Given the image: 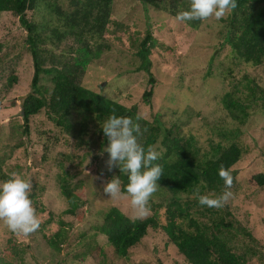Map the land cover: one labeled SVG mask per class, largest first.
<instances>
[{
  "label": "trees",
  "instance_id": "trees-1",
  "mask_svg": "<svg viewBox=\"0 0 264 264\" xmlns=\"http://www.w3.org/2000/svg\"><path fill=\"white\" fill-rule=\"evenodd\" d=\"M138 1L154 12H167L173 19L179 11L190 9V0ZM236 3L237 7L219 20L224 44L230 47L237 66L243 65L257 72L264 67V0H236ZM70 4L71 10L64 11L58 0H0V13L15 16L25 29L23 48L30 53L33 69L30 91L19 105L21 122L10 124L7 132L0 133V181L8 179L13 173L5 169V164L20 148L36 153V148L41 146L38 151L41 154L40 166L47 167L45 171L52 168L48 153L50 149L44 141L49 133L35 125V119L40 114H45L53 124L49 131L70 136V150L60 153L61 162L57 163L59 169L65 167L64 163L73 165L76 159L83 161L88 152L93 150L97 153L96 159L101 154V159L108 161L109 154L104 151L108 146V139L102 131V125L113 110L115 115L131 117L134 123L139 124L138 143L145 149L154 147L159 155L153 163L162 167L163 175L158 181L160 188L149 202L151 210H154L152 215L144 219L132 218L115 206L99 211L101 222L94 227L95 232L92 235L80 234L75 245H67L70 230L65 227H71V224L62 218L81 222L85 216L83 207L90 200L97 206L102 199H92L84 194L86 182L85 185L82 181L75 182V177L65 170L63 174L56 175L55 185L66 207L57 214L50 212L47 218H43L46 213L42 202L44 190L38 189L36 185L32 186L29 198L39 219H44L40 220L39 232L53 257L51 262L54 259L53 264H64L58 261V256L66 244L67 257L105 264L106 260L103 259L101 263L98 260V255L102 254V245L97 244L94 248L91 245L97 238L104 239V244L117 257H126L147 236L159 233L167 240L165 247L173 246L184 264H249L257 251L252 245L236 244L238 235L250 239L251 234L236 220L235 211L228 202L220 208L201 205L195 192L199 189L201 195L222 194L224 182L218 175L221 165L231 170L234 178L232 187L237 186L234 191L238 188L243 190L237 183L238 175L245 170L252 173L253 168L242 164V158L248 152V147L241 138L242 129L252 114L264 112V77L259 78L248 72H243L240 78L232 77L230 68L213 74L212 78L215 81L220 79L224 85L227 78L232 81L229 84L228 80V88L220 96L217 105L229 118L231 126L226 127V123L220 121L218 124L221 125L214 129L217 130L218 139L211 140L208 148L202 149L196 137L185 128L187 123L179 118L173 121L160 120L158 111L153 112L158 82L151 72L154 67L151 57L156 47H160L164 53L172 50L159 44L149 30L141 35L131 30L133 24L117 20L112 14V0H87L81 7L77 0H71ZM41 11L45 18L62 25L61 33L53 27L50 40L52 35L57 39L67 37L71 31H79L78 36L86 39L77 49L80 55L71 64L62 65L61 68L44 65L42 44L45 43V30L34 18V14ZM30 12L32 16L27 18ZM179 23L184 24L188 30H196L201 26L202 20ZM125 38L132 48L133 57L139 61V65L131 72H145L149 77L146 88L141 93V107L130 103L132 94L126 96V103H121L76 82L77 73L83 72L90 60L99 59L101 47L105 49L104 52H109L112 46L107 42L123 44ZM103 40L104 45L101 44ZM90 43L96 45L95 51L87 45ZM6 57L0 43V69ZM16 80L15 75L7 79L5 93L16 84ZM47 83L51 86H47ZM141 109L150 111L149 118L141 114ZM12 141L15 143L12 144ZM238 166H241V170L237 175L234 168ZM258 171L259 169L253 175L246 176L243 182L247 183V193L256 194L261 199L259 192L264 190V173ZM105 172L107 182L113 177H119L122 191L126 189V173H121L118 167L111 170L107 167ZM98 173L100 174V170ZM43 175L48 178V173ZM104 187L100 186L99 190L102 192L98 191L100 196L97 197H107ZM92 190L94 191V187ZM156 201L159 202L155 203ZM158 210L162 211L161 215ZM256 213L258 216L260 211L257 210ZM256 213L252 215L253 218ZM45 230L51 234L45 233ZM14 239V233L9 231L4 243L0 245V264H22L24 251L17 249L18 244Z\"/></svg>",
  "mask_w": 264,
  "mask_h": 264
},
{
  "label": "rangeland",
  "instance_id": "rangeland-1",
  "mask_svg": "<svg viewBox=\"0 0 264 264\" xmlns=\"http://www.w3.org/2000/svg\"><path fill=\"white\" fill-rule=\"evenodd\" d=\"M70 1L58 0V3L64 11H70L72 8ZM77 1L81 7L87 0ZM112 9V14L117 20L133 24L131 28L133 32L142 35L146 30H149L159 44L172 50L170 53H164L160 47H156L151 57V62L154 64L151 72L158 82L157 98L153 100V112L158 111V114L161 115V117L159 116L160 120L173 121L179 118L187 123L185 128L196 137L198 145L202 149L208 148L211 140L218 139L217 130L214 129L221 125L218 124L220 121H224L226 127L231 126L229 118L217 106L220 96L228 88L229 78L224 85L220 79L215 81L212 78L213 74H219L230 68L232 77L240 78L243 72H248L252 75L256 74L260 78L264 77V67L253 72L246 66H237L230 47L224 44L221 23L214 17L202 20L201 26L196 30H188L184 24L171 18L167 12H154L138 0H112ZM43 14L42 11L34 14V18L44 28L43 31L45 30V43L42 44L44 65L61 68L62 65L71 64L73 59L80 55L77 53V49L86 39L83 36H78L79 31H71L67 37L63 36L61 39H57L52 35L50 40L49 35L54 29L53 27L61 33L62 25L55 23L52 19L45 18ZM31 16V12L27 14V18ZM24 31L25 29L20 26V22L15 16L10 13H0V43L4 56H7L0 69V133L7 132L10 124L21 122L19 105L21 99L30 91L33 69L30 53L23 48V40L26 37ZM109 42L107 44L112 46L111 51L104 52L105 49L101 47L99 59L90 60L87 68L83 72L77 73L76 82L121 103H126V96L132 94L133 99L130 103L141 107V93L145 90L149 77L145 72H131L139 65V61L133 57L132 48L126 38L123 44ZM104 43L103 40L101 44L104 45ZM87 45L94 51L97 48L93 43ZM11 75L17 77L16 84L5 93L4 85ZM229 84H232L231 79ZM47 86L51 85L47 83ZM149 112L147 109H141V114L144 117H148ZM35 122L36 126L49 133L48 138L44 141L50 149L48 153L52 168L45 171L44 169L47 167L40 166L41 154L38 151L41 146H38L36 153L29 149L26 152L23 148L16 150L6 161L5 169L24 174V178L30 180L32 186L36 185L38 189L44 190L42 202L46 213L43 218H47L50 212L57 214L66 207L65 201L55 185L56 175L63 174L65 170L69 171L70 176L75 177L73 179L75 182L82 181L84 185L86 182L84 194L91 196L92 199H102L97 206L94 205L93 200H90V203L83 207L85 216L81 222L72 218H62L71 224V227H65L66 230H70L67 245H75L80 234L92 235L95 232L94 227L101 222L99 211L115 206L122 213L135 218L129 200H113L108 195L107 197H97L100 196L98 192L100 186H105L108 180L105 172L108 167L107 160L101 159L103 157L101 154L96 159L97 153L93 150L88 152L83 161L76 159L73 165L64 163L65 167L59 169L57 163L61 162L60 153L70 150V136L49 131L53 128V124L45 114L38 115ZM242 131L241 138L245 146L248 147V152L242 158V164L251 166L253 170H251L252 173L245 170L243 174L238 175L241 166L234 168V172L239 177H237V183L243 187V190L238 188L235 192L234 188L237 186L233 185L230 189L232 196L227 202L230 208L235 211L236 220L251 234L250 239H244L238 235L236 244L238 246L244 244L254 246L257 254L251 257L249 264H264V190L259 192L261 193L260 199L256 194L247 193V183L243 182L246 176L253 175L257 169H259L258 172L264 173V112L252 114ZM11 143L14 144L15 141ZM32 155L35 157L32 158ZM42 173H48V178ZM94 195L95 197H92ZM257 210L260 211L258 216ZM160 211L158 210L159 215L162 213ZM153 213L154 210H151L150 215ZM254 213H256L255 218L252 217ZM9 231L0 221V245L4 243ZM45 233L51 234L47 230ZM14 237L18 244L17 249L24 251L22 264H53L54 259L51 262L53 257L44 245L39 229L28 236L14 234ZM166 241V238H162L159 233L150 234L126 257L114 255L110 247L104 244L102 238H97V241L91 245L92 248L97 244L102 245V254L98 255L100 263L104 259L106 260L105 264H184V260L178 257L173 246L165 247ZM67 245L63 246L58 256L59 262L96 264L92 260L84 259L85 261H82L67 257Z\"/></svg>",
  "mask_w": 264,
  "mask_h": 264
},
{
  "label": "clouds",
  "instance_id": "clouds-1",
  "mask_svg": "<svg viewBox=\"0 0 264 264\" xmlns=\"http://www.w3.org/2000/svg\"><path fill=\"white\" fill-rule=\"evenodd\" d=\"M237 7L236 0H190V9L179 11L175 19L178 22L190 20H220ZM139 117H137V120ZM102 131L108 139L104 149L109 154L106 162L109 170L118 167L121 173L128 175V184L122 191L121 180L113 177L104 187V193L113 200H129L133 214L144 219L151 213L150 200L160 188L158 181L163 175L162 167L153 162L158 159L154 147L147 149L137 140L140 126L128 116L109 115L102 125ZM219 177L224 182V191L219 196L214 193L201 195L196 190L201 205L220 208L230 199L233 176L229 168L221 165ZM32 189L30 180L22 174L13 172L10 177L0 181V221L14 234L28 236L40 227V219L29 194Z\"/></svg>",
  "mask_w": 264,
  "mask_h": 264
},
{
  "label": "water",
  "instance_id": "water-1",
  "mask_svg": "<svg viewBox=\"0 0 264 264\" xmlns=\"http://www.w3.org/2000/svg\"><path fill=\"white\" fill-rule=\"evenodd\" d=\"M24 99H25V97H23V98L21 99V101H24Z\"/></svg>",
  "mask_w": 264,
  "mask_h": 264
}]
</instances>
